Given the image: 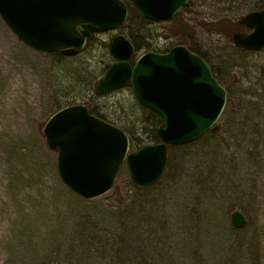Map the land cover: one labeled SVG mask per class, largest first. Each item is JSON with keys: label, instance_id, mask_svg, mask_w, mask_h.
<instances>
[{"label": "rangeland", "instance_id": "1", "mask_svg": "<svg viewBox=\"0 0 264 264\" xmlns=\"http://www.w3.org/2000/svg\"><path fill=\"white\" fill-rule=\"evenodd\" d=\"M261 11L264 0H191L169 23H133L151 48L133 63L184 46L210 66L227 104L201 140L169 149L158 184L137 187L124 165L113 190L92 200L65 184L44 131L58 112L85 106L127 134L130 153L152 145L151 116L132 86L97 91L116 63L112 40H130L128 31L94 35L67 57L31 49L0 17V108H12L0 118L23 120L0 128V264H264V49L234 42L253 33L241 21ZM239 213L242 228L232 221Z\"/></svg>", "mask_w": 264, "mask_h": 264}, {"label": "water", "instance_id": "2", "mask_svg": "<svg viewBox=\"0 0 264 264\" xmlns=\"http://www.w3.org/2000/svg\"><path fill=\"white\" fill-rule=\"evenodd\" d=\"M145 19L169 23L191 0H129ZM0 17L28 47L41 53L77 56L88 40L123 28L129 17L124 0H0ZM241 24L250 35L236 33L235 45L249 51L264 49V11L247 15ZM110 53L116 60L97 85L101 95L132 86L138 103L158 115L163 126L160 143L130 153V139L119 128L92 115L85 106L66 108L47 123L48 146L59 151V171L65 184L86 200L113 190L127 165L139 188L158 184L169 163V147L191 145L207 135L227 104L226 89L210 66L184 46L168 54L148 52L135 64V47L123 36L114 38ZM236 228L246 218H232Z\"/></svg>", "mask_w": 264, "mask_h": 264}, {"label": "trees", "instance_id": "3", "mask_svg": "<svg viewBox=\"0 0 264 264\" xmlns=\"http://www.w3.org/2000/svg\"><path fill=\"white\" fill-rule=\"evenodd\" d=\"M127 4H128V6H129V18H128V21H127V24L122 28V29H124V30H126V31H128V35H129V37H130V41L132 42V44L134 45V47H135V50H136V53H138V52H140V51H142V50H144V49H147V50H149L150 51V46L149 45H146L145 43H144V41H140L137 37H135V33H134V31H133V23L136 21V20H141L144 24H148L149 23V21L147 20V19H145L144 17H142L133 7H132V5H131V3H130V1L129 0H124ZM129 29L130 30H132V32L131 31H129ZM91 40H92V38H91ZM90 41V40H89ZM88 41V42H89ZM58 55H62V53H57ZM148 114H150V116H151V119H150V121L151 122H153V129H151L150 131H149V135H148V139H149V143H151V144H158V143H160V139H159V136H158V130H159V127L160 126H162L163 125V121H162V119L158 116V115H156V114H154L153 112H150V111H146ZM170 148H172V147H170ZM169 148V149H170Z\"/></svg>", "mask_w": 264, "mask_h": 264}, {"label": "bare ground", "instance_id": "4", "mask_svg": "<svg viewBox=\"0 0 264 264\" xmlns=\"http://www.w3.org/2000/svg\"><path fill=\"white\" fill-rule=\"evenodd\" d=\"M11 113H12V108L10 106L5 107V109L0 108V116L2 115V117H7V115H10ZM22 123H23V120H20L16 115H12L11 118H5L4 121H1V118H0V128H2V129H5L6 127H9L12 125H20ZM44 173L46 176H49V182L50 183L54 182V180L56 179V176H55V173L50 166L46 168V171ZM260 193H261V191H260ZM259 204H264V196H259ZM45 210L47 212V208ZM43 215H45V214H41L40 216H43ZM46 217L49 218L50 215L47 214ZM48 221L46 222V224L49 223Z\"/></svg>", "mask_w": 264, "mask_h": 264}]
</instances>
